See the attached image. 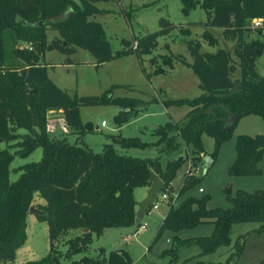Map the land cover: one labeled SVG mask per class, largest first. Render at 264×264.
<instances>
[{
    "label": "trees",
    "instance_id": "1",
    "mask_svg": "<svg viewBox=\"0 0 264 264\" xmlns=\"http://www.w3.org/2000/svg\"><path fill=\"white\" fill-rule=\"evenodd\" d=\"M80 1L0 0V143L7 145L0 146V264H16L18 249L27 237V216L35 194L46 200L41 207L43 213L38 216L47 222L51 249L41 259L24 264H61L55 242L70 230H80L81 234L67 240L69 254L85 253L94 235L100 236L105 228L130 227L138 221L135 190L151 186L153 174L165 182L163 191H168L172 199V181L183 164L191 159L196 166L205 161L204 154L210 155L213 161L205 176L242 118L259 115L264 120V76L257 70V61L264 54V0H181L185 15L197 8L204 9L205 26L222 28L224 37L236 42L234 51L219 48L216 52H203L201 41L189 40L192 61L183 55L177 59L198 75L203 92L194 98L163 99L166 107L187 105L190 109L186 115L152 129L156 141L110 133L103 150L93 151L83 137L99 127L82 121V105H117L120 111L115 121L123 126L147 102L115 97L113 89L118 85L101 95H71L50 79L42 57L46 51L59 50L69 56L66 63L70 64L73 62L70 55L84 48L97 58L100 66L135 50L140 55L151 54L158 38L170 33L175 25L162 18V29L146 34L138 40L136 48L131 41L123 40L126 48L114 53L102 23L90 19L102 12L98 2L112 0ZM255 19H259V24H254ZM49 29L59 35L50 40ZM181 31L191 32L189 28ZM253 33L258 37L252 38ZM202 36L211 45L218 44L210 30H205ZM166 62L172 65V57L167 56ZM238 69L240 78L234 80ZM49 110L62 111L67 126L77 135L74 142L67 134L49 133ZM234 117L238 120L233 121ZM21 129L26 132L21 133ZM205 133L214 139L211 153L203 143ZM152 146L158 149L156 157L125 153ZM38 147L43 148L41 160L19 166L16 168L21 171L19 178L11 180L15 156H28ZM236 151V159L229 167L232 176L262 174L264 133L238 135ZM199 181L198 176L186 175L178 197ZM209 199V195H190L179 204L171 200L155 241L170 231L178 245L197 244L204 256L232 245L234 224L257 222L260 225L256 231L264 233V189L252 192L239 189L234 196L228 193L231 202L228 208H208ZM206 222L214 225L211 235L180 237L181 231ZM243 237H238L235 251L226 262L202 264H235L244 249ZM101 250L104 255V248ZM166 252L176 254L177 249ZM131 263L126 251H111L108 257L84 255L70 264ZM259 264H264V259Z\"/></svg>",
    "mask_w": 264,
    "mask_h": 264
},
{
    "label": "rangeland",
    "instance_id": "2",
    "mask_svg": "<svg viewBox=\"0 0 264 264\" xmlns=\"http://www.w3.org/2000/svg\"><path fill=\"white\" fill-rule=\"evenodd\" d=\"M81 3L80 0H75ZM97 6L102 11L90 17L91 20L102 23L106 30L114 53L126 48L123 40L131 41L133 47L138 46V40L146 34L162 29L161 19L167 18L175 26L171 32L158 38L157 47L151 54L140 55L133 51L107 61L97 66L98 60L88 50L79 48L70 55L72 63H66L69 57L59 50L46 51L41 62L48 65L50 79L71 95H101L113 85L115 97H133L147 102L137 115L131 117L123 126L115 121V116L120 108L114 104L107 105H82L80 117L83 122H92L99 130L89 132L83 137L84 142L95 152L103 150L104 143L108 142L106 135L121 133L125 137L139 136L145 141H156L157 137L151 133L154 127L168 121L181 120L188 110L187 105L166 107L163 99L194 98L203 91L200 87V78L193 69L177 59L183 55L187 61H192L188 50L189 40H199L202 43L203 52H216L219 48L234 51L236 42L224 37L220 27H207V13L204 9L197 8L188 15L182 12L181 0H112L98 2ZM258 24L259 19H255ZM182 28H189L190 34L183 33ZM210 30L218 39L217 45H211L203 39L205 30ZM56 30H48L49 39L58 36ZM258 37L253 33L252 38ZM263 39V38H262ZM264 40V39H263ZM22 45H27L23 43ZM167 56L172 57L173 64L166 62ZM163 68L164 71H157ZM258 73L264 76V54L257 61ZM240 78L238 69L233 79ZM157 99V100H155ZM48 131L51 135H69L74 142L77 135L73 129L67 126L62 111L49 110L47 114ZM106 124L103 126V122ZM21 133L26 132L24 129ZM264 133V120L259 115H249L242 118L231 138L224 142L217 154L215 163L205 175V161L196 166L200 173L198 184L189 189L183 196H179L175 204H179L190 195L202 197L209 195L208 208H228L231 202L228 193L235 195L239 189L254 191L264 189V157L260 162L262 174L246 176H232L229 167L236 159V140L240 134L257 135ZM203 143L209 153L214 150V139L203 134ZM6 147V143H0ZM14 151V148H10ZM126 151V150H123ZM125 153L138 157H156L157 147L133 148ZM43 156V148L38 147L28 156H15L11 163V180H17L21 171L19 166L32 161H39ZM193 161L189 159L181 166L172 181V195H178L184 184L189 166ZM191 177V175H189ZM148 188V189H147ZM150 187H138L135 190V198L140 203L145 199ZM203 188V192H200ZM226 188L230 191L226 192ZM46 200L39 193L35 194L30 206L42 211L41 207ZM170 202L161 203L159 210L150 207L146 215L130 227L105 228L100 236L94 235L88 250L81 254H69L67 240L81 234L80 230H70L68 234L55 242V248L61 255V264H70L79 260L82 256L91 257L109 256L111 251H126L131 259V264H202L209 262H226L227 258L235 251V243L240 236L245 243L242 254L235 264H259L264 259V233L256 231L259 223L248 222L234 224L231 232L233 243L230 246H222L216 252L201 256V248L197 244L178 245L172 240L173 233L165 231L156 239L157 232L169 211ZM147 224L145 229L141 225ZM214 230L212 223L206 222L194 228H188L179 233L181 238H193L211 235ZM27 237L25 243L18 249L16 264H24L30 260L41 259L50 249L49 229L47 222L41 220L37 213L29 211L27 216ZM101 248H104L102 255ZM170 248L177 249L176 254L164 251Z\"/></svg>",
    "mask_w": 264,
    "mask_h": 264
},
{
    "label": "water",
    "instance_id": "3",
    "mask_svg": "<svg viewBox=\"0 0 264 264\" xmlns=\"http://www.w3.org/2000/svg\"><path fill=\"white\" fill-rule=\"evenodd\" d=\"M237 120H238V117L233 118V121H237ZM204 160H205V172H206L213 160H212L211 156L208 154H204ZM151 181H152V183H151V186L148 190L147 197L139 205V209L137 211L138 219H141L146 215L149 208L154 204V201L157 198V196L160 194V192L165 187V182L156 174L152 175ZM30 211L37 213V214L43 213L42 211H40L39 209H36L34 207H31ZM85 231H87V229Z\"/></svg>",
    "mask_w": 264,
    "mask_h": 264
},
{
    "label": "built area",
    "instance_id": "4",
    "mask_svg": "<svg viewBox=\"0 0 264 264\" xmlns=\"http://www.w3.org/2000/svg\"><path fill=\"white\" fill-rule=\"evenodd\" d=\"M258 24H259V22H258ZM105 124H106V122L104 121L102 125L104 126ZM199 173H200L199 169H197L196 167H194L193 164H191L189 166V169H188V172H187V176H189V175L196 176ZM200 192H203V188H200ZM177 199H178V195H173V198L171 199V196H170L169 192L162 190L160 192V194L157 196V198L155 199L154 204L151 206L152 211L153 210H159L161 208V203L164 202V201H168V203H169L172 200V203L175 204ZM146 226H147V224H144V225H141L140 228L145 229Z\"/></svg>",
    "mask_w": 264,
    "mask_h": 264
},
{
    "label": "crops",
    "instance_id": "5",
    "mask_svg": "<svg viewBox=\"0 0 264 264\" xmlns=\"http://www.w3.org/2000/svg\"><path fill=\"white\" fill-rule=\"evenodd\" d=\"M154 128H155V127H154ZM149 187H150V186H149ZM147 189H148V188H147ZM146 197H147V196H146ZM146 197H145V198H146ZM137 211H138V206H137Z\"/></svg>",
    "mask_w": 264,
    "mask_h": 264
}]
</instances>
